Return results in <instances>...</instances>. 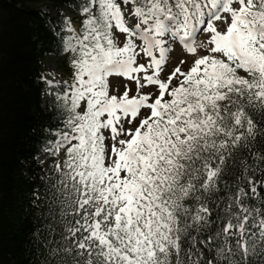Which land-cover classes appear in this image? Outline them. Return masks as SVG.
<instances>
[{
	"label": "snow or ice",
	"instance_id": "snow-or-ice-1",
	"mask_svg": "<svg viewBox=\"0 0 264 264\" xmlns=\"http://www.w3.org/2000/svg\"><path fill=\"white\" fill-rule=\"evenodd\" d=\"M79 11L60 36L72 78L46 80L61 127L42 150L63 153L42 197L49 264H264V0ZM177 44L194 59L162 79ZM113 76L135 94L110 95Z\"/></svg>",
	"mask_w": 264,
	"mask_h": 264
},
{
	"label": "trees",
	"instance_id": "trees-1",
	"mask_svg": "<svg viewBox=\"0 0 264 264\" xmlns=\"http://www.w3.org/2000/svg\"><path fill=\"white\" fill-rule=\"evenodd\" d=\"M86 3L0 0V264H49L53 259L54 245L48 241L59 237L49 230L42 197L55 183L50 179L56 176L55 164L44 169L37 157L45 152L44 142L55 139L49 130L61 127V114L55 99L42 106L47 93L43 60L63 53L64 12L74 15L71 22L80 31L79 8ZM253 151L264 154V144ZM248 162L255 163L251 157Z\"/></svg>",
	"mask_w": 264,
	"mask_h": 264
},
{
	"label": "rangeland",
	"instance_id": "rangeland-1",
	"mask_svg": "<svg viewBox=\"0 0 264 264\" xmlns=\"http://www.w3.org/2000/svg\"><path fill=\"white\" fill-rule=\"evenodd\" d=\"M234 7H238V5H234ZM64 15L70 18H74V15L68 11L64 12ZM76 31H78V24L76 22H72ZM115 32V29L113 30ZM116 37L118 38V43L122 44L124 41V34L116 32ZM200 39H206V36H201ZM202 55L204 53H201ZM68 60L67 54L60 53L58 56L47 57L43 60L44 66V83L47 88V93L43 95L42 98V106H49L52 101L55 99L52 92H55L57 89L51 85L46 83V80L53 81H70L72 78L73 69L68 63H62L64 60ZM181 59H186L188 61L187 64L182 65V69L187 71L188 67L191 65L194 57L185 56V54L181 51V47L179 44L175 45V51L170 54V62L167 65L165 72L162 73L161 78H165L168 73H170L173 68L179 64ZM147 58L140 59L138 58V63H145ZM175 84V81L173 82ZM110 84V95L120 96L125 91V85L130 89L129 95H133L136 92V85L133 81H129L125 78L113 76L109 79ZM60 92L64 91L63 87H59ZM149 89H143L142 91H148ZM63 153L59 156L49 155L47 152H43L37 157L38 162L43 166L44 169H47L51 164H56L58 161H62ZM171 264H175L177 260V256L173 253L170 257Z\"/></svg>",
	"mask_w": 264,
	"mask_h": 264
}]
</instances>
